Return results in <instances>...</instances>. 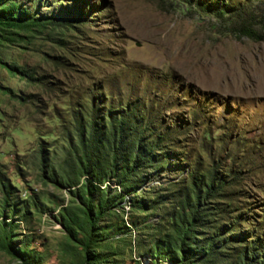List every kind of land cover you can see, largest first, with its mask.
Returning <instances> with one entry per match:
<instances>
[{"label":"rangeland","instance_id":"rangeland-1","mask_svg":"<svg viewBox=\"0 0 264 264\" xmlns=\"http://www.w3.org/2000/svg\"><path fill=\"white\" fill-rule=\"evenodd\" d=\"M10 4L43 22L0 30V182L13 203L30 197L44 209L5 220L14 248L39 264L82 262L59 222L71 196L45 177L51 166L66 169L78 124L110 112L129 114L165 161L138 174L144 211L123 206L99 222L100 264H176L148 252L170 233L190 178L213 171L233 183L205 203L211 215L195 224L194 238L236 237L212 264H232L251 243L264 247V0ZM0 264L21 263L0 251Z\"/></svg>","mask_w":264,"mask_h":264},{"label":"trees","instance_id":"trees-1","mask_svg":"<svg viewBox=\"0 0 264 264\" xmlns=\"http://www.w3.org/2000/svg\"><path fill=\"white\" fill-rule=\"evenodd\" d=\"M3 1L0 0V30L17 27L27 29L43 24L25 9L21 10L19 5L10 4L6 7L10 0ZM221 13L218 10V14ZM110 113L107 116L106 113L102 114L105 116L104 122L103 119L101 121L102 117L94 113L89 117L88 126L78 124L73 136L76 138L75 143L68 142L66 169L55 172L51 166V172L45 177L50 184L67 191L71 196V206L58 213L59 222L69 239L84 254L80 264H100L94 250L103 241L99 222L107 214H112L113 210H123V206H128L131 212L145 210L148 203L136 199V194L145 182V178H139L138 174L146 168L158 170L165 161L161 156L163 154L156 153L157 140L143 141L144 132L131 128L129 114L116 117ZM226 179L227 175L217 178L216 171L190 178L183 190V199L178 202L180 211L170 218V233L148 252L151 259L168 260L176 264H212L221 256L223 245L228 243L227 240H236V237L219 240L220 235L217 233L208 238L196 239L194 229L201 218L211 215L206 214L209 210L204 208L205 203L216 199L220 192L231 185L229 183H233H228ZM230 181L235 179L231 178ZM112 184L114 189H111ZM0 192V251L11 254L21 264H39L37 258L12 246V224L5 220L11 221L16 216L15 221L21 222L31 207L37 213H43L44 209L41 206L39 208L30 197L27 202L13 203L11 187L1 182ZM18 205L25 207L23 213L16 208ZM254 246L259 247L251 243L247 249L243 248L232 264H264V247ZM261 254L263 256L258 259Z\"/></svg>","mask_w":264,"mask_h":264}]
</instances>
